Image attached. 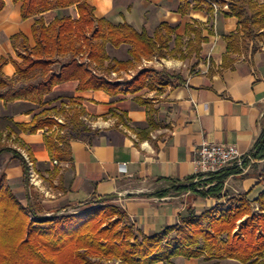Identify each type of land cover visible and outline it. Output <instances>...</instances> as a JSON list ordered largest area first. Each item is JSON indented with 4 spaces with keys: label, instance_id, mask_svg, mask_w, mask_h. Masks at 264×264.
Listing matches in <instances>:
<instances>
[{
    "label": "crops",
    "instance_id": "1",
    "mask_svg": "<svg viewBox=\"0 0 264 264\" xmlns=\"http://www.w3.org/2000/svg\"><path fill=\"white\" fill-rule=\"evenodd\" d=\"M4 1L0 11V62H5L1 71L12 87L37 82L41 72L28 77L17 74L15 61H23L19 56L24 52L23 42L31 48L36 46L33 27L41 18L47 25L64 16L78 19V6L54 8L24 19L22 2ZM87 1L95 7L97 18L113 24L128 23L150 36L160 24L167 23L175 29V35L183 37V49L187 48L188 23L199 26L206 40L198 55L194 53L185 60L155 58V65L168 72L183 67L176 82L167 80V84L155 83L135 93L112 95L103 89L79 90V81L69 79L56 84L42 104L0 99V127L3 115L28 124L35 114L48 111L49 116L65 122L73 106L82 107L85 130L70 137L73 162L58 163L50 155L45 136L58 128L20 134L0 129V134L21 150L28 163L31 161L34 177H39L37 185L44 193L41 204L45 215L76 208L92 198H108L124 206L144 233L153 235L178 224L187 214L184 206L154 193L196 177V150L203 141L233 144L248 155L260 137L264 128V34L242 51L230 52L228 37L241 25L238 17L228 13V4L196 8L195 0ZM255 1L264 4V0ZM111 77H117V72ZM60 131L73 135L71 128ZM121 163H126L124 172L119 168ZM0 174L14 193L23 190V168L10 152L0 154ZM258 181L256 176H236L229 188L240 194L251 190L249 197L254 199L264 188ZM204 202L197 204L198 212L213 204L212 200ZM255 207L259 210L258 203ZM229 261L242 264L236 259L222 263L231 264Z\"/></svg>",
    "mask_w": 264,
    "mask_h": 264
},
{
    "label": "trees",
    "instance_id": "2",
    "mask_svg": "<svg viewBox=\"0 0 264 264\" xmlns=\"http://www.w3.org/2000/svg\"><path fill=\"white\" fill-rule=\"evenodd\" d=\"M13 1L22 2L24 19L74 4L78 6L80 17L74 20L64 16L48 25L42 18L36 21L33 32L37 44L31 48L24 41V52H19L23 61H15V65L21 77L41 72L39 81L12 87L1 71L5 61L0 62V99L6 102L26 100L42 104L45 95L51 93L56 84L69 79L79 81V90L103 89L112 95L135 93L147 86L154 87L155 83L167 84L169 78L180 79V74L169 75L166 70L153 67L142 68L131 78H122L120 74L135 68L144 56L156 54L158 58H166L171 53L178 58L181 51L180 57L186 59L194 53L198 55L202 42L206 40L199 26L188 23L187 48L183 49V37L175 35V29L169 24H160L154 36H150L146 30L138 31L128 23L113 24L105 18H97L95 7L87 0ZM195 1L196 8L203 4L209 8L212 3L228 4V13L238 17L241 27L228 37L230 52L242 51L264 34V4L255 0ZM4 4L5 1L0 0V11ZM171 41L176 44L173 49H170ZM108 43L115 47L129 44L132 59L125 61L110 57L106 51ZM59 57L66 60H59ZM57 63L59 65L55 66ZM112 72H117V77H111ZM84 114L82 107L73 106L67 121L59 122L49 116L48 111H42L28 124L16 123L3 115L0 129L20 134L39 129L52 130L55 126L60 130L71 128L73 135L55 134V130L45 138L53 160L73 162L70 137L85 130L81 120ZM4 151H12L19 160L23 180L29 187L30 167L25 157L8 146L0 147V154ZM249 154L264 159V128ZM226 169L213 174L218 180L215 186L198 191L203 200L214 201L213 206L202 212H198L196 206L188 207L187 214L180 217L178 224L153 235L144 233L136 223L131 226L122 224V220L129 216L126 209L99 205L108 198L83 201L75 207L89 206V209L64 218L57 215L59 212L41 217L31 194H28V205L24 206L11 187L2 184L4 175L0 174V264H155L170 263L177 257H204L206 263L200 264H226L222 263L225 259H236L242 264H264V188L254 199L249 197L251 190L233 198L225 190V181L236 168ZM257 184L264 186V177ZM195 187L186 184L175 188ZM170 190H158L154 196H167ZM231 197L236 204H221ZM257 203L259 210L255 209ZM111 215H117V218L107 221ZM162 247L165 251L159 252Z\"/></svg>",
    "mask_w": 264,
    "mask_h": 264
},
{
    "label": "rangeland",
    "instance_id": "3",
    "mask_svg": "<svg viewBox=\"0 0 264 264\" xmlns=\"http://www.w3.org/2000/svg\"><path fill=\"white\" fill-rule=\"evenodd\" d=\"M173 43H175V42L171 41L170 45L171 44L173 45ZM122 46L123 47H121L120 49L117 50V49H115L114 46H112L110 43H108L106 45V51H107V53H108V55L110 57H114L116 59H120V60L132 59V57H131V55L129 54V51H128V47L130 48V45L127 44V43H123ZM170 49H173V48L170 47ZM181 53H182V51L178 53V58H176V59L185 60L186 58L180 57ZM167 57H171L172 58L173 55L170 53ZM155 58H158V56L156 54H153V55H150V56H144L142 58L141 62L137 63V66L135 68H132L129 71H125L126 73L125 72H121L120 75L122 76V78H128V75L133 76L136 72H138L141 69V67H143V68L153 67V68H156V69H158L160 71H162V70L165 71L166 70L165 67H163L161 65H155L156 64ZM151 60H154L153 63H150ZM181 68H183V67L181 66L180 68L177 67V69H172V72H168L167 70L166 71H167V74H169V75H172V74L175 75V74H179V71L181 70ZM168 77L169 76H166L165 78L168 79ZM169 79H171L173 82L178 81V79L176 77L169 78ZM53 129L55 130V129H57V127L55 126ZM55 134H64V133L62 131H60V130H57L55 132ZM2 146H8V147L14 148V149L18 150V152L21 153V150L18 149V147L15 146L13 142H11L3 134H0V147H2ZM7 152H10L14 156V153L12 151H7ZM29 167H30V170H29V187L24 182L25 186H24L23 190L21 192H16L15 195L18 197V199L21 201V203L24 206H27L28 205V203H27L28 194H31L33 203L37 204L35 206H36L37 210L39 211V215L41 217L50 216L51 214L45 215L44 212H43V209H42L43 206L41 204V200H42V196H43L44 193L42 191V188L37 185L36 178L38 177V175L36 174V177H34L32 175L33 174L32 173V166L30 164H29ZM263 167H264V159L263 160H259V159H256L255 157H253V155H251V154L246 155L241 165L232 164L231 166L228 167V168H236V170H235V173H233L232 175H230L226 179V181H225V186H226L225 190L229 191L233 198H235L236 196L244 195L245 193H241L240 194V193L232 192L230 190V188H229L230 180L232 178H235L236 176H239L242 179H245L247 176H256L258 180H261L262 177H264ZM228 168L226 170H228ZM213 177H214L213 174L209 175V176L200 175V176H196V177H194L192 179H189V180H187L184 183L173 184V186L171 188H168V189H171V190H170V192H169V194L167 196L170 199H172L179 207L184 206L187 209H188V207H192V206H196L197 207V204H199L200 202H204L205 201V200H202V198L199 196L198 191L207 190L208 188H210L212 186H215L217 184L218 180L213 178ZM21 179H23V176H22ZM4 183H5V185H9L8 180H5V176H4V181H3L2 184L4 185ZM186 184H190V185L194 184V185H196V187L192 188V189H179V190L175 188V187L184 186ZM47 185L49 186V184H47ZM232 197L230 199H225L224 201H222L221 204L227 203L228 206H230V205L233 206L236 203L234 202ZM212 203L213 204L211 206H213L215 204L214 201H212ZM38 204H39V206H38ZM99 205H101V206H109V207L115 205V206H119L122 209H126L124 206L113 202L111 199H108V200L104 201L103 203H101ZM89 208H90L89 206H81V207H76V208H70V209H66V210H63V211L59 212L57 215L59 217H61V218H64V217L69 216V215L80 213V212H82L84 210H87ZM115 218H117V215L108 216L107 221L108 220H113ZM132 223H135V222H133V219L130 217V215L128 217H125L122 220V224H124L126 226H131ZM163 249H164V247H162L159 252H163ZM164 251H165V249H164ZM200 262L201 263L205 262L204 257H202L201 259H197L195 261H192V262L186 260V258H184V257H177V258H173L172 262H170V263L157 262L155 264H197V263H200ZM231 264H234V263H231Z\"/></svg>",
    "mask_w": 264,
    "mask_h": 264
},
{
    "label": "built area",
    "instance_id": "4",
    "mask_svg": "<svg viewBox=\"0 0 264 264\" xmlns=\"http://www.w3.org/2000/svg\"><path fill=\"white\" fill-rule=\"evenodd\" d=\"M245 154L233 144L203 141L196 150V176H209L232 164L241 165ZM29 164L32 166L31 161ZM122 172L126 171V163L119 164ZM34 176V172L32 171Z\"/></svg>",
    "mask_w": 264,
    "mask_h": 264
}]
</instances>
